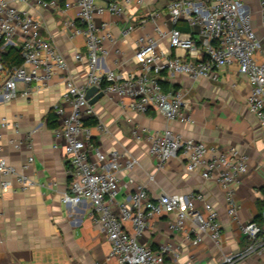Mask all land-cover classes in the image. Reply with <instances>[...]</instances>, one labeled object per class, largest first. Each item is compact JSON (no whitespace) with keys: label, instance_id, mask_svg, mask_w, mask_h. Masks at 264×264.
Masks as SVG:
<instances>
[{"label":"built area","instance_id":"built-area-1","mask_svg":"<svg viewBox=\"0 0 264 264\" xmlns=\"http://www.w3.org/2000/svg\"><path fill=\"white\" fill-rule=\"evenodd\" d=\"M132 2L141 6L144 0H107L103 4L96 0L65 2V8L70 5L76 8L75 20L64 23L70 30L69 37L80 36L85 45V53H74V60L85 66V78L77 83L67 73L68 62L63 54L52 41L42 36L39 21L27 9L20 8L21 5H34L41 9H58L61 8L58 0H0L1 48L17 47L22 57V63L11 69L5 68L0 61V104L48 89L56 76L64 75L61 104L53 109L58 126L51 129L55 139L53 147L63 149L69 165L70 181L62 201L91 205L92 220L104 230L110 243V256L117 264H165L168 246L153 250L139 240L150 219L171 213L174 215L173 230L184 232L193 244L200 243L204 236L219 244L222 238L219 212L200 192L162 193L153 198L144 186L137 187L124 202L118 203L119 173L123 168H133L138 162L126 158L121 163L119 153L103 152L92 143L90 127L84 125V120L95 117V113L88 104L86 92L95 87L104 95H117L122 105L135 113L155 110L168 120L181 118L190 121L183 113L182 90L164 89L162 81L165 77L181 75L192 82L216 80L218 68L236 63L250 87L247 108L256 117L264 136V59L258 61L256 58L262 42L243 0H173L167 3L171 29L164 31L154 23L155 35L145 34L136 41L135 69L116 71L102 62L108 55L105 41L115 43L116 39L109 24H96L95 18L104 12L120 15ZM259 4L264 25V0H259ZM180 19L196 27L197 34L177 28ZM145 21L146 18H141L139 24ZM134 26H124L120 35H129ZM160 39L167 40L170 52L159 48ZM18 121V117L0 116V198L6 190L24 192L35 185L27 174L34 162L33 155H29L20 166L1 155L7 132L11 131L15 136L7 139L13 148L31 145L36 127L18 138L21 134ZM96 126L104 130L100 123L97 122ZM147 153L156 159L158 168L170 158L179 156L188 172L197 171L202 178L213 181L220 188L227 215L233 220L238 219L236 191L249 168L248 156L244 152L184 138L167 128L152 138ZM261 218V223L252 220L240 225L241 232L250 240L249 245L242 251L225 255L219 264H241L259 249L261 241L264 243V207ZM186 225L190 226L189 229L185 228Z\"/></svg>","mask_w":264,"mask_h":264},{"label":"crops","instance_id":"crops-1","mask_svg":"<svg viewBox=\"0 0 264 264\" xmlns=\"http://www.w3.org/2000/svg\"><path fill=\"white\" fill-rule=\"evenodd\" d=\"M41 9L34 5H21L40 23L44 38L54 43L68 62L67 73L75 82L85 78V66L74 60V53H85L82 37L70 38V30L64 23L75 20L76 8ZM103 4L107 0H96ZM120 1V0H110ZM198 1V0H194ZM250 11L252 25L261 38L262 47L256 53L258 61L264 59V25L262 23L259 0H243ZM167 0H144L138 6L132 2L122 14L104 12L95 18L96 24L106 22L116 42L105 41L108 55L102 59L105 66L122 72H131L136 64L133 56L136 41L145 34L155 35L154 23L162 30L169 31L172 23L167 11ZM141 18H146L139 24ZM135 25L127 36L120 35L121 29ZM182 31L197 34L184 19L176 25ZM158 46L170 52L166 39H160ZM64 75L56 76L48 89L34 91L27 97L18 96L8 103L0 104V116L10 119L18 117L22 138L36 127L31 145L13 148L7 139L15 137L11 131L5 134L1 155L10 163L20 166L29 155L34 162L27 174L35 181L30 189L19 192L6 190L0 198V264H117L110 256V243L104 230L94 223L91 205L88 202L64 203L62 195L67 190L70 176L69 165L61 147L54 148L55 139L47 126L50 110L61 104V94L65 90ZM164 89H180L184 94V116L190 119H166L161 113L150 110L145 114L135 113L122 105L114 94L104 95L92 105L97 122L90 125L92 143L103 152L116 151L126 158L137 160L131 168H123L119 173V191L116 201L122 203L127 195L137 187L144 186L150 197L162 193L186 194L202 193L219 212L222 225V238L219 244L204 236L198 244H193L184 232L172 228L173 214L150 219L140 242L153 250L168 246L165 264H219L221 259L245 249L250 240L243 235L240 225L259 216L264 198V136L256 117L246 105L250 87L245 77L239 73L236 63L217 69V79H199L192 82L186 76L165 77ZM179 133L184 138L203 140L223 149L235 148L248 156V172L243 175L236 191L239 205L238 219L227 215L220 188L211 180H205L199 172H188L183 160L170 158L163 167L147 153L154 136L165 129ZM139 136V138H138ZM201 210V206H198ZM254 221L261 223L262 218ZM186 225V229H189ZM261 238L258 239V242ZM259 249L242 261L241 264H264V243Z\"/></svg>","mask_w":264,"mask_h":264},{"label":"trees","instance_id":"trees-1","mask_svg":"<svg viewBox=\"0 0 264 264\" xmlns=\"http://www.w3.org/2000/svg\"><path fill=\"white\" fill-rule=\"evenodd\" d=\"M2 44L3 42L2 40H0V61L2 62L3 66L8 69L19 66L22 63L20 49L13 46H5L1 48ZM162 86L163 88H166V83L163 81H162ZM96 123H97V119L95 117H91L84 120L85 126L95 125ZM47 126L50 129H53L58 126V122L53 110H50L47 115ZM261 193L264 198V186L261 189ZM263 207H264V203H263ZM260 218H261V213L259 214V216H256L254 220Z\"/></svg>","mask_w":264,"mask_h":264},{"label":"water","instance_id":"water-1","mask_svg":"<svg viewBox=\"0 0 264 264\" xmlns=\"http://www.w3.org/2000/svg\"><path fill=\"white\" fill-rule=\"evenodd\" d=\"M169 1H173V0H167ZM86 99H88V104L89 105H94L99 99H101L102 97H104V93L101 91H97V89L95 87H91L87 90L86 95H85Z\"/></svg>","mask_w":264,"mask_h":264}]
</instances>
